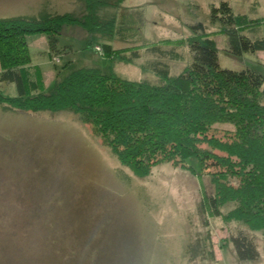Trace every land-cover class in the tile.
<instances>
[{"label":"rangeland","instance_id":"1","mask_svg":"<svg viewBox=\"0 0 264 264\" xmlns=\"http://www.w3.org/2000/svg\"><path fill=\"white\" fill-rule=\"evenodd\" d=\"M105 1L101 16L114 18L117 25L122 15L135 21L140 36L136 40L99 39L129 62H110L86 47V32L70 25L58 35L57 55L50 53L44 33L26 36L29 62L23 44L7 46L29 80L38 82L39 70L47 92L73 69L106 70L111 65L122 78L157 84L153 69L164 65L176 74L190 61L186 38L197 23L216 41L221 68L246 66L264 75V51L231 55L226 34L210 15L212 5L226 1L234 13L245 16L243 33L259 36L264 23L253 24L264 22V0ZM54 12L80 15L83 3L0 0V19L39 18ZM9 58L10 54L5 64ZM0 95H16L14 84L0 82ZM215 127L233 128L229 123ZM209 170L197 174V168L190 171L160 162L139 178L119 163L92 125L71 110L20 112L0 103V264H208L201 254L190 258L186 252L193 244L191 252L198 253L197 233L200 241L209 236L218 262L239 264L230 234L247 230L261 253L264 231H249L240 222L210 213L204 215L203 226L198 206L212 193ZM231 207L232 203L221 206V214Z\"/></svg>","mask_w":264,"mask_h":264},{"label":"trees","instance_id":"2","mask_svg":"<svg viewBox=\"0 0 264 264\" xmlns=\"http://www.w3.org/2000/svg\"><path fill=\"white\" fill-rule=\"evenodd\" d=\"M81 1L80 15L54 12L39 18L0 19V82L13 83L16 90L14 96L0 95V103L20 112L71 110L90 123L119 163L139 178L160 162L190 171L197 168V174L213 169L207 172L212 193L198 206L203 226L207 225L204 215L210 213L240 222L249 231H264V75L246 66L221 68L216 41L197 23L186 38L190 61L176 74L164 65L153 69L157 84L122 78L111 65L106 70L83 66L45 92L40 71L35 72L38 82L29 80L27 70L22 71L7 46L23 44L29 62L26 36L44 33L50 53L57 55L61 30L76 25L87 34L86 47L110 62H129L99 39L117 37L126 42L140 37L133 18L122 15L117 25L114 18L100 15L107 1ZM210 15L228 38V53L264 51V33L253 37L243 33L245 16L234 13L226 1L212 5ZM259 23L264 22L257 20L253 26ZM222 123L233 128L218 130L215 125ZM226 203L232 207L222 215L220 207ZM228 240L239 264H264V247L260 253L253 234L238 229ZM196 242L198 253L191 252L193 244L187 245L190 258L201 254L208 264H223L215 259L209 236L200 241L197 233Z\"/></svg>","mask_w":264,"mask_h":264},{"label":"built area","instance_id":"3","mask_svg":"<svg viewBox=\"0 0 264 264\" xmlns=\"http://www.w3.org/2000/svg\"><path fill=\"white\" fill-rule=\"evenodd\" d=\"M95 49H96V50H98V51H100V48H99V47H97V46L95 47Z\"/></svg>","mask_w":264,"mask_h":264}]
</instances>
